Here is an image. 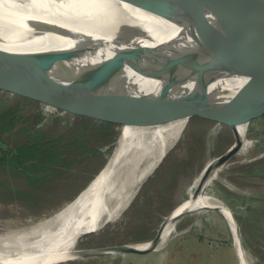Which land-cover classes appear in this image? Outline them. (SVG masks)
<instances>
[{
    "label": "water",
    "instance_id": "obj_1",
    "mask_svg": "<svg viewBox=\"0 0 264 264\" xmlns=\"http://www.w3.org/2000/svg\"><path fill=\"white\" fill-rule=\"evenodd\" d=\"M120 1L166 19L172 18L163 11L166 7L186 10L206 18L210 16L217 24L207 26L211 31L210 37L225 40L236 55L224 58L222 69H206L205 60L209 59V52L199 53L196 62L184 60L183 57H145L143 49L137 48L114 55L96 67L81 69L63 64L65 60L79 58L75 51L55 44L51 49L47 47L42 51L7 47L3 45L5 41L0 32V95L21 98L46 110L104 124L117 135L125 134V130L130 128L137 134L143 131L146 136H153L152 133L157 130H161L164 135L174 134L177 130L180 136L196 133L205 138H218L240 136L241 129L247 131L251 125L264 122V25L248 27L247 17L243 19L248 14L264 16V0ZM3 27L6 26H0V30ZM202 28L191 27V35L195 39L199 35L208 37ZM254 30L259 31L258 37L252 34ZM5 33L11 37L9 29ZM14 36L17 34L14 33ZM30 39L28 37L21 42ZM196 40L204 46L212 47L208 40L201 37ZM211 54L216 56L215 52ZM143 58L145 67H140L137 61ZM125 63L158 83L153 87L139 88L135 83L118 79L115 77L118 72L115 69L117 66L122 68ZM216 70H225L245 79L219 83L214 79ZM229 149L215 158L218 160L216 163L221 162ZM206 167L203 169L206 170ZM155 168L138 187L150 177ZM206 172L208 174V170ZM215 198L234 215L242 233L237 212L228 203ZM180 205L165 216L153 238L100 247H76V259L111 253L146 254L158 249L165 219ZM184 216L194 220L201 217L182 213L175 220ZM179 231L183 233L186 230ZM149 243V247H138ZM236 255L241 264L237 250ZM69 261L73 259L66 262Z\"/></svg>",
    "mask_w": 264,
    "mask_h": 264
},
{
    "label": "bare ground",
    "instance_id": "obj_2",
    "mask_svg": "<svg viewBox=\"0 0 264 264\" xmlns=\"http://www.w3.org/2000/svg\"><path fill=\"white\" fill-rule=\"evenodd\" d=\"M163 11L172 18L154 16L120 0H0V26H6L1 28L0 32L5 41L3 45L7 47L42 51L47 47L51 49L55 44L75 51L79 58L65 60L63 64L81 69L96 67L114 55L124 53L123 51L131 52L137 48L143 49L145 57H183L184 60L194 61L199 53L209 52V59L205 60L206 69H222L223 59L236 55L225 40L219 41L210 37L211 31L207 26L217 25L210 16L206 18L204 15L171 7L163 8ZM246 17L248 27L264 25V16L261 14H248L243 19ZM200 26L208 37L199 36L211 42L212 47L204 46L196 40L200 37L195 39L191 35V27L198 29ZM6 29L10 30L11 37L5 33ZM14 33L17 36H14ZM252 34L258 37L260 33L254 30ZM28 37H31L29 41L21 42ZM213 52L216 56H212ZM142 60L145 61V58L137 61L140 67L144 66ZM115 71H118L115 77L135 83L139 88L153 87L158 83L154 78L136 71L131 64L125 63L122 68L117 66ZM215 72L217 74L214 79L219 83L245 79L243 76L231 75L225 70ZM245 132L246 130L241 129L240 136H235L234 143L220 163H216L217 156L212 158L206 163V170L203 169L195 177L189 189V197L166 218L161 244L166 242L174 231L175 218L178 215L193 211L200 205L211 206L208 209L216 208L225 215L233 231L242 263L249 264L247 252L241 242L240 227L234 215L214 196L202 197L204 188L216 177L220 166L240 151ZM152 134L153 136H146L143 131L137 134L127 128L125 134L120 135L115 142L114 151L101 172L72 202L50 217L42 230L30 238L0 244V264H54L78 257L75 248L79 239L98 231L114 215L115 211L108 203V193L114 179L121 172L141 168L149 161L146 169L141 170L143 173L139 177V183L167 154L170 142L180 137L177 130L170 135L162 134L161 130ZM169 223L170 225L164 228ZM150 245L151 243L142 244L138 247L146 248Z\"/></svg>",
    "mask_w": 264,
    "mask_h": 264
},
{
    "label": "rangeland",
    "instance_id": "obj_3",
    "mask_svg": "<svg viewBox=\"0 0 264 264\" xmlns=\"http://www.w3.org/2000/svg\"><path fill=\"white\" fill-rule=\"evenodd\" d=\"M38 107L31 104L22 106V121H38L45 128L56 125L60 130L69 126L68 123L76 124L72 117ZM263 131L264 122L251 125L247 129L242 136L240 151L220 166L216 177L208 182L202 193V197L209 195L224 200L237 212L242 230L241 242L247 252L249 264H264V177L245 173L248 172V164L264 159V137L261 135ZM64 132L52 131L53 134ZM119 136L116 139L114 136L112 142L104 146L105 153L102 157L99 152H94L90 164L73 165L52 180L46 186L45 193L39 195L46 199L43 203L31 206L22 200L12 199V196L5 202H0V244L24 240L42 230L47 225V220L72 202L105 166ZM234 141L233 135L205 138L196 133H187L170 142V149L150 176L163 164L169 165L170 160L177 162L182 158L187 163L179 170L180 180L176 188L166 194L169 200L165 209L171 211L187 199L195 177L206 163L223 154ZM73 151L75 152H71L69 156L79 157V150L73 148ZM148 164L149 161L141 168L125 170L114 179L108 193V203L115 211L113 217L98 231L81 237L77 247L137 242L135 240L144 236L142 231L158 221L159 218L154 213L159 211V183L151 191L155 193L151 200L149 196L152 194L147 192L141 195L142 185L138 187L141 182L138 183L139 177L143 173L141 170ZM241 170H244V174L238 172ZM208 207L211 206L200 205L193 211H187L185 214L201 217L196 220L189 217L179 218L174 231L169 235L171 239L160 244L154 251L146 254L96 255L59 264H239L233 231L228 220L220 210ZM169 225L170 223L164 228ZM180 229L186 230L183 233L185 236L180 235ZM238 255L240 257L239 253ZM240 260L243 264L241 257Z\"/></svg>",
    "mask_w": 264,
    "mask_h": 264
},
{
    "label": "trees",
    "instance_id": "obj_4",
    "mask_svg": "<svg viewBox=\"0 0 264 264\" xmlns=\"http://www.w3.org/2000/svg\"><path fill=\"white\" fill-rule=\"evenodd\" d=\"M26 104L35 105L21 98L0 95V202H5L12 196V199L36 206L46 200L39 195L45 193L46 186L52 180L57 179L65 169L68 170L73 165L90 164L94 152L95 154L99 152L102 157L105 153L104 146L118 135L104 124L83 118L72 117L76 124L68 123L69 126L63 130L56 125L45 128L38 121L34 123L22 121L24 117L20 109ZM52 131L65 132L53 134ZM261 135L264 137V131ZM73 148L79 150L78 154L85 157L69 156L71 152H75ZM102 162L104 163V160ZM186 163L187 161L182 158L177 162L170 160L169 165L165 164V169L163 164L142 184L140 194L145 195L149 192L152 194L149 196L151 200L155 194L151 191L159 183V195L157 194L160 202L159 211L154 213L159 219L146 227L142 231L144 236L135 241H146L154 237L159 225L170 212L165 209L169 200L166 194L176 188L180 180L179 170L183 169ZM246 168L248 174H259L264 177V159L250 163ZM183 233L180 235L185 236Z\"/></svg>",
    "mask_w": 264,
    "mask_h": 264
},
{
    "label": "flooded vegetation",
    "instance_id": "obj_5",
    "mask_svg": "<svg viewBox=\"0 0 264 264\" xmlns=\"http://www.w3.org/2000/svg\"><path fill=\"white\" fill-rule=\"evenodd\" d=\"M243 142V141H242ZM241 149V148H240ZM239 173H243L244 174V170H241V171H238ZM246 174H248V172H245ZM251 175H254L253 173H250ZM256 176H260V177H262L261 175H259V174H257ZM220 199V198H219ZM221 200V199H220ZM224 201V200H223ZM225 202V201H224ZM227 203V202H226ZM230 205V204H229ZM231 206V205H230ZM232 207V206H231ZM233 208V207H232ZM234 209V208H233ZM235 210V209H234ZM186 217H189V216H184V217H182L181 219H183V218H186ZM189 218H191V217H189ZM77 258V257H76ZM75 258V259H76ZM68 260H72V259H68ZM68 260H65V261H61V262H57V263H54V264H59V263H63V262H66V261H68ZM74 260V259H73Z\"/></svg>",
    "mask_w": 264,
    "mask_h": 264
},
{
    "label": "crops",
    "instance_id": "obj_6",
    "mask_svg": "<svg viewBox=\"0 0 264 264\" xmlns=\"http://www.w3.org/2000/svg\"><path fill=\"white\" fill-rule=\"evenodd\" d=\"M180 230H183V229H180Z\"/></svg>",
    "mask_w": 264,
    "mask_h": 264
}]
</instances>
